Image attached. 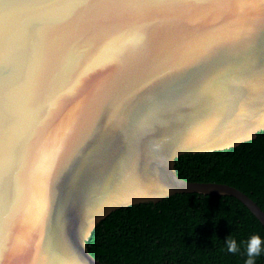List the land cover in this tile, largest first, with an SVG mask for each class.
I'll return each mask as SVG.
<instances>
[{
  "label": "water",
  "instance_id": "1",
  "mask_svg": "<svg viewBox=\"0 0 264 264\" xmlns=\"http://www.w3.org/2000/svg\"><path fill=\"white\" fill-rule=\"evenodd\" d=\"M264 130V0H0V264H113V211L183 192L176 159Z\"/></svg>",
  "mask_w": 264,
  "mask_h": 264
},
{
  "label": "trees",
  "instance_id": "2",
  "mask_svg": "<svg viewBox=\"0 0 264 264\" xmlns=\"http://www.w3.org/2000/svg\"><path fill=\"white\" fill-rule=\"evenodd\" d=\"M176 169L187 180L236 186L264 209V130L236 147L183 154ZM254 232L264 237V224L238 198L183 192L113 211L87 244L113 264H243V244L234 255L224 250V238L243 242Z\"/></svg>",
  "mask_w": 264,
  "mask_h": 264
},
{
  "label": "clouds",
  "instance_id": "3",
  "mask_svg": "<svg viewBox=\"0 0 264 264\" xmlns=\"http://www.w3.org/2000/svg\"><path fill=\"white\" fill-rule=\"evenodd\" d=\"M241 244L244 248L245 259L243 264H257V259L264 256V237L259 233H252L246 241L238 242L231 234L224 238V250L231 254H238L241 251Z\"/></svg>",
  "mask_w": 264,
  "mask_h": 264
}]
</instances>
